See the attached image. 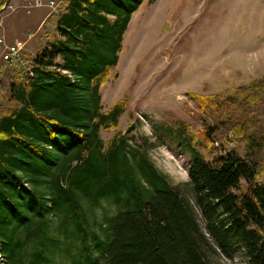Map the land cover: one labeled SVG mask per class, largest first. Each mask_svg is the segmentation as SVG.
I'll return each instance as SVG.
<instances>
[{
  "label": "trees",
  "instance_id": "16d2710c",
  "mask_svg": "<svg viewBox=\"0 0 264 264\" xmlns=\"http://www.w3.org/2000/svg\"><path fill=\"white\" fill-rule=\"evenodd\" d=\"M143 2L63 0L44 21L32 76L17 80L3 70L0 99L18 101L0 102L5 264H22L28 241L31 263L61 264L53 218L64 227L65 249L75 245V258L83 254L87 264H99L94 252L102 264H209V237L229 257L241 249L244 264H264V74L220 93L186 92L200 126L179 120L168 131L189 155L193 205L157 171L144 144L132 143V123L107 141L99 135L126 110V95L102 110L97 88L110 74L117 79L123 33ZM83 199L116 205L105 239L88 237Z\"/></svg>",
  "mask_w": 264,
  "mask_h": 264
},
{
  "label": "rangeland",
  "instance_id": "374dc122",
  "mask_svg": "<svg viewBox=\"0 0 264 264\" xmlns=\"http://www.w3.org/2000/svg\"><path fill=\"white\" fill-rule=\"evenodd\" d=\"M4 3L0 7V42L24 41L27 56H34L40 34H35V27L46 10H53L45 4L35 6V0H9L3 7ZM2 67L0 63V76L4 74ZM115 70L117 79L113 80L110 74L97 88L102 110L124 95L128 103L118 126L101 128L100 137L107 141L132 123V143L144 144L157 171L170 184L179 185L180 193L193 205L187 173L189 155L180 153L168 126L179 120L200 126L187 91L220 93L264 74V0H155L151 4L145 0L134 11L123 33ZM0 91L4 93L2 88ZM0 102L4 103L2 99ZM45 168L50 171L52 166ZM81 174L80 167L76 175ZM81 202L86 215L82 226L88 237L96 233L105 239L106 226L116 213V205L106 199ZM195 209L198 222L206 231L205 219ZM50 233L59 238L53 248L56 261L87 264L83 254L75 258V245L65 249L68 238L64 227H58V218L50 222ZM209 241L211 246H204L209 264H244L241 249L232 251L229 257L210 237ZM32 244L28 241L23 247L22 264H33L27 253ZM94 256L102 264L96 252Z\"/></svg>",
  "mask_w": 264,
  "mask_h": 264
},
{
  "label": "built area",
  "instance_id": "2783aa9c",
  "mask_svg": "<svg viewBox=\"0 0 264 264\" xmlns=\"http://www.w3.org/2000/svg\"><path fill=\"white\" fill-rule=\"evenodd\" d=\"M63 0H48L45 3L42 0H35V6L46 5L55 13L59 12ZM1 41V40H0ZM25 44L23 41L15 40L11 43L3 44L0 42V63L3 69H9L12 78L17 80H26L32 76L33 56H26L24 53ZM0 264H5L4 258L0 252Z\"/></svg>",
  "mask_w": 264,
  "mask_h": 264
},
{
  "label": "crops",
  "instance_id": "0c3cea01",
  "mask_svg": "<svg viewBox=\"0 0 264 264\" xmlns=\"http://www.w3.org/2000/svg\"><path fill=\"white\" fill-rule=\"evenodd\" d=\"M145 1V0H144ZM49 11L48 10H46L45 12H44V14L41 16V18L39 19V21H38V23H37V25H36V27H35V34L38 36V32H40V34H39V37H38V41H39V43H38V45H37V47H36V51H35V53H33L34 55L36 54V52H37V50H38V48H39V46H40V44H41V36H42V34H43V26H44V21H45V19H46V17L49 15ZM24 42V41H23ZM24 53H25V55L27 56V54H26V50L24 49ZM9 98V97H8ZM17 103L18 101H16L15 99H12V98H10V99H7V101H4V103H3V105L4 106H8V105H12L13 103Z\"/></svg>",
  "mask_w": 264,
  "mask_h": 264
},
{
  "label": "water",
  "instance_id": "95a60500",
  "mask_svg": "<svg viewBox=\"0 0 264 264\" xmlns=\"http://www.w3.org/2000/svg\"><path fill=\"white\" fill-rule=\"evenodd\" d=\"M8 2L9 0H6L3 7H5L8 4Z\"/></svg>",
  "mask_w": 264,
  "mask_h": 264
}]
</instances>
